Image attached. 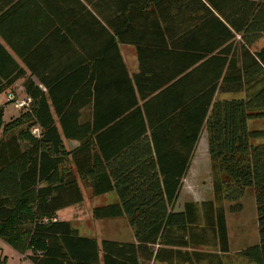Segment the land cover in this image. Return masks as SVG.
I'll return each mask as SVG.
<instances>
[{
	"label": "trees",
	"instance_id": "trees-1",
	"mask_svg": "<svg viewBox=\"0 0 264 264\" xmlns=\"http://www.w3.org/2000/svg\"><path fill=\"white\" fill-rule=\"evenodd\" d=\"M155 7L111 20L144 67L134 77L138 98L129 88V103L116 104L110 119L99 118L105 81L92 82L91 74L76 90L67 88L70 74L60 90L43 92L26 81L28 108L5 121L4 107L13 104L4 96L24 73L0 47V242L29 264H225V204L239 212L248 189L257 239L237 255L264 264V129L249 128L264 122V0H157ZM167 50L179 59L160 60L168 69L155 72V58ZM74 60L52 72L89 71L86 64L72 67ZM202 133L212 198L175 212ZM63 140L78 146L68 152ZM79 183L94 196L116 194V203L94 208L92 216L126 218L133 241L98 242L56 219L82 202Z\"/></svg>",
	"mask_w": 264,
	"mask_h": 264
},
{
	"label": "crops",
	"instance_id": "crops-1",
	"mask_svg": "<svg viewBox=\"0 0 264 264\" xmlns=\"http://www.w3.org/2000/svg\"><path fill=\"white\" fill-rule=\"evenodd\" d=\"M156 1L148 0L145 3V0H0V47L24 73L12 87L23 86L26 81H30L43 92H46L45 88L53 86L60 90L59 81L65 75L71 74L74 75L71 78L74 84L68 85L67 88L70 86L77 90L85 87L93 74L92 82L105 81L104 84L101 83L104 109L99 111V118L106 114L110 119L108 115L116 108V104L125 106L129 103V88L136 91L138 98L134 77L142 72L144 67L140 66L137 48L131 43L118 40L111 20L116 13H124L126 16L130 11H157ZM164 39L169 42L167 38ZM175 39L171 38L174 44L179 42H175ZM194 41L196 40L189 42L193 44ZM116 57L120 58L124 70H120V65H116ZM178 57V54H173L170 50L159 54L155 58L159 67L155 72L163 67L167 68L160 60H176ZM72 59H75L72 67L86 64L89 71L52 72ZM145 61V57L141 56V62L145 64ZM123 72L128 82L120 80ZM228 96L218 94L216 99L222 100L229 98ZM138 102L141 104L139 99ZM53 118L56 119L54 114ZM75 143L73 149L78 146V143ZM198 149L203 151V156L202 152L197 156ZM205 162L208 166L207 138L206 134L202 133L188 171L182 179V185L185 182L192 184L193 181L190 180L198 183L207 170ZM203 167L204 171L199 169ZM200 171L202 176H199ZM180 195L181 191L174 206L175 212L181 211L184 205V201L179 202ZM190 201L194 199L191 198ZM26 263L29 264L28 261Z\"/></svg>",
	"mask_w": 264,
	"mask_h": 264
},
{
	"label": "rangeland",
	"instance_id": "rangeland-1",
	"mask_svg": "<svg viewBox=\"0 0 264 264\" xmlns=\"http://www.w3.org/2000/svg\"><path fill=\"white\" fill-rule=\"evenodd\" d=\"M11 91L17 99L24 97L21 85H15ZM19 110L20 109L14 108L11 104L6 105L4 107V120L8 121L16 116L20 112ZM249 128L264 129V122H250ZM37 134H39L38 130L35 132V135ZM63 144L68 152H71L76 146L75 142H70L68 140H63ZM201 152L203 156L204 153L201 149L197 150V156L200 155ZM204 158L206 159L207 157ZM64 166H70V168H72L70 162H66ZM204 166L207 170L204 171V167L199 168L205 173L203 172L204 177L200 178L198 183H195L194 180H190L193 181L192 184L188 182H185V184L183 183L180 190L181 195L179 202L184 201V204L187 202L200 203L212 198L209 165L207 166L205 162ZM200 172L199 176H202V171ZM79 186L82 194V202L57 212L55 215L56 219L68 221L79 235L93 238L98 242L104 239L117 242L133 241L132 231L126 218L96 220L92 216L94 208L116 203L117 197L115 193L94 196L92 190L87 185L79 183ZM191 198H193L194 201H190ZM239 203L241 204V210L237 213H231L228 210V206L225 204L226 225L230 248V254L223 258L225 264H248L237 255V252L245 247H250L257 237V216L255 213L254 196L251 189L246 190L244 197ZM25 260L24 257H21L6 243L3 241L0 242V264H27Z\"/></svg>",
	"mask_w": 264,
	"mask_h": 264
},
{
	"label": "built area",
	"instance_id": "built-area-1",
	"mask_svg": "<svg viewBox=\"0 0 264 264\" xmlns=\"http://www.w3.org/2000/svg\"><path fill=\"white\" fill-rule=\"evenodd\" d=\"M3 101H5L7 103L11 102L13 104L14 108L22 110V109L28 108V105H29L31 99L26 97V96L21 98V99H17V97L12 92H10L4 96ZM1 102H2V99L0 98V103ZM37 130H38L37 128H34V130H32V133L35 134V132Z\"/></svg>",
	"mask_w": 264,
	"mask_h": 264
}]
</instances>
